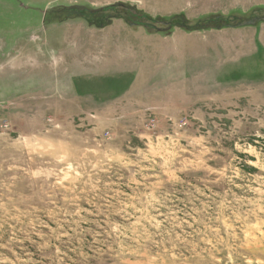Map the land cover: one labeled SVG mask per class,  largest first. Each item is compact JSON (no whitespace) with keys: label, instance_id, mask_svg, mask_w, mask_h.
<instances>
[{"label":"rangeland","instance_id":"rangeland-1","mask_svg":"<svg viewBox=\"0 0 264 264\" xmlns=\"http://www.w3.org/2000/svg\"><path fill=\"white\" fill-rule=\"evenodd\" d=\"M0 264H264V0H0Z\"/></svg>","mask_w":264,"mask_h":264},{"label":"trees","instance_id":"trees-1","mask_svg":"<svg viewBox=\"0 0 264 264\" xmlns=\"http://www.w3.org/2000/svg\"><path fill=\"white\" fill-rule=\"evenodd\" d=\"M115 7H117V5H115ZM96 11H97V10H96ZM96 11H95V12H92V13L94 14V13H96ZM118 15H119V14H118ZM209 24H210L209 22H208V24H205V25H204V24H199V26H196L195 28H198V29H199V28L207 27V26H209ZM202 25H203V26H202ZM209 27H210V26H209Z\"/></svg>","mask_w":264,"mask_h":264},{"label":"crops","instance_id":"crops-1","mask_svg":"<svg viewBox=\"0 0 264 264\" xmlns=\"http://www.w3.org/2000/svg\"><path fill=\"white\" fill-rule=\"evenodd\" d=\"M80 75H87V74H80ZM71 78H73V76H72V77H70L69 79H71Z\"/></svg>","mask_w":264,"mask_h":264},{"label":"flooded vegetation","instance_id":"flooded-vegetation-1","mask_svg":"<svg viewBox=\"0 0 264 264\" xmlns=\"http://www.w3.org/2000/svg\"><path fill=\"white\" fill-rule=\"evenodd\" d=\"M75 8H78V5H73Z\"/></svg>","mask_w":264,"mask_h":264}]
</instances>
